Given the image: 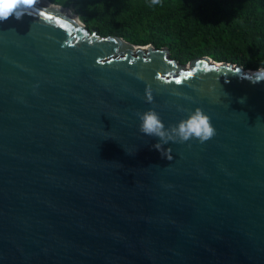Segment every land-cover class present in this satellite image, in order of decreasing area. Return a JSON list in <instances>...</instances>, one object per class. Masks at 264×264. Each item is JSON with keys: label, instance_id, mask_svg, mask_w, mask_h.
<instances>
[{"label": "water", "instance_id": "1", "mask_svg": "<svg viewBox=\"0 0 264 264\" xmlns=\"http://www.w3.org/2000/svg\"><path fill=\"white\" fill-rule=\"evenodd\" d=\"M259 70L182 63L51 0L0 22V264H264ZM149 108L166 128L200 108L216 134L169 161Z\"/></svg>", "mask_w": 264, "mask_h": 264}, {"label": "trees", "instance_id": "2", "mask_svg": "<svg viewBox=\"0 0 264 264\" xmlns=\"http://www.w3.org/2000/svg\"><path fill=\"white\" fill-rule=\"evenodd\" d=\"M58 3V2H56ZM89 30L165 46L182 63L208 55L264 66V0H64Z\"/></svg>", "mask_w": 264, "mask_h": 264}, {"label": "clouds", "instance_id": "3", "mask_svg": "<svg viewBox=\"0 0 264 264\" xmlns=\"http://www.w3.org/2000/svg\"><path fill=\"white\" fill-rule=\"evenodd\" d=\"M34 2L35 0H0V22L8 20L10 17L21 20L34 5ZM151 3L153 5L159 4L160 0H151ZM260 81H264V70H259L253 83ZM146 101L148 103L152 102L150 91L146 93ZM178 110L186 111V118L180 119L175 125H169L167 128L154 108L136 113L140 121L139 131L146 136L158 137L159 143L153 145V147L161 151V155L169 161L172 157L164 154L161 148L163 144L169 142L184 143L192 139L204 143L216 134L210 118L200 108Z\"/></svg>", "mask_w": 264, "mask_h": 264}, {"label": "rangeland", "instance_id": "4", "mask_svg": "<svg viewBox=\"0 0 264 264\" xmlns=\"http://www.w3.org/2000/svg\"><path fill=\"white\" fill-rule=\"evenodd\" d=\"M51 1L54 2V3L58 2L57 4H59V2H62L64 0H51Z\"/></svg>", "mask_w": 264, "mask_h": 264}, {"label": "snow or ice", "instance_id": "5", "mask_svg": "<svg viewBox=\"0 0 264 264\" xmlns=\"http://www.w3.org/2000/svg\"><path fill=\"white\" fill-rule=\"evenodd\" d=\"M188 75H191V73H189ZM176 82H177V83H180V81H179V80H177Z\"/></svg>", "mask_w": 264, "mask_h": 264}]
</instances>
